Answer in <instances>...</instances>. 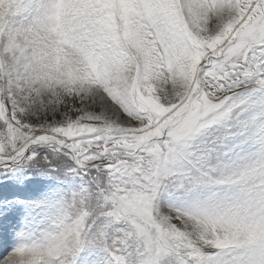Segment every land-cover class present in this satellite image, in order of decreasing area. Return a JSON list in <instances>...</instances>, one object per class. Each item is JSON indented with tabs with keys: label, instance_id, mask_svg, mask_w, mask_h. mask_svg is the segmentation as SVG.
<instances>
[{
	"label": "snow or ice",
	"instance_id": "1",
	"mask_svg": "<svg viewBox=\"0 0 264 264\" xmlns=\"http://www.w3.org/2000/svg\"><path fill=\"white\" fill-rule=\"evenodd\" d=\"M0 264H264V0H0Z\"/></svg>",
	"mask_w": 264,
	"mask_h": 264
}]
</instances>
